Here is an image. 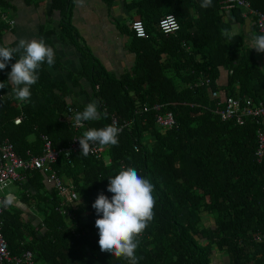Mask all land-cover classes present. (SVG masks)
<instances>
[{
	"label": "trees",
	"instance_id": "1",
	"mask_svg": "<svg viewBox=\"0 0 264 264\" xmlns=\"http://www.w3.org/2000/svg\"><path fill=\"white\" fill-rule=\"evenodd\" d=\"M50 2V9L60 12V39L75 44L80 53L81 70L71 81H90L89 102H98L101 118L73 129L71 120L85 105L66 100V83L52 78L47 63L31 88L30 102L15 100L10 84L0 89V140L8 139L15 154L27 158L28 151L41 154L46 135L59 152L52 169L71 180L77 197L66 213H59L57 192L45 183L47 173L28 171L24 182L35 192L25 191L22 202L41 207L43 226L31 225L17 207H3L1 230L9 251L30 250L36 264H128L100 251L92 204L101 192L111 198L108 178L131 166L151 181L155 197L154 218L139 237L138 264H213L222 259L223 264H264V241L253 238L264 231V153L259 161L255 156L256 132H264V122L246 118L239 125L221 120L215 111L226 95L264 99V62L249 47L251 34H264L257 15L264 14V0L230 9L223 8L222 0H212L208 8H201L202 0L126 1L142 20L146 36H134L130 20L135 58L119 77H112L83 45L70 22L71 0ZM165 14L179 22L174 34L158 28ZM10 25L0 18V46L18 44L3 42ZM15 58L0 70V82L8 80ZM205 78L209 84H198ZM209 90L218 91L220 98H210ZM155 105L161 108L155 110ZM166 111L173 113L176 127L156 123V115ZM113 121H132L129 130L120 131L118 145H99L100 155L89 151L85 156L82 149L66 155L74 136L79 139L89 128Z\"/></svg>",
	"mask_w": 264,
	"mask_h": 264
},
{
	"label": "crops",
	"instance_id": "2",
	"mask_svg": "<svg viewBox=\"0 0 264 264\" xmlns=\"http://www.w3.org/2000/svg\"><path fill=\"white\" fill-rule=\"evenodd\" d=\"M0 1H3L0 2V11L11 21L10 27H7L1 36L3 42L11 45L13 42L18 43L22 38L43 39L48 46L55 49L56 66L48 67V71L54 80L66 83L68 89L66 100L85 106L90 103L92 93L90 81L86 77H81L76 85L71 81L73 74L81 70L80 53L75 44L60 39L59 10L50 9V0ZM126 1L128 0H71L72 26L93 58L102 64L112 77H119L129 71L135 58L130 48L132 37L128 24L138 16L127 9ZM48 31L50 34L44 36ZM259 59L264 62V53L260 54ZM25 191L32 194L35 192L27 182H15L5 188L1 195L4 198L6 194H10L13 200L12 207L19 208L22 216L29 218L31 225L36 227L41 222L42 209L22 202ZM48 193L41 192L40 195L46 196ZM41 203L40 200L37 202L40 206ZM223 262L222 259V263L213 264Z\"/></svg>",
	"mask_w": 264,
	"mask_h": 264
},
{
	"label": "clouds",
	"instance_id": "3",
	"mask_svg": "<svg viewBox=\"0 0 264 264\" xmlns=\"http://www.w3.org/2000/svg\"><path fill=\"white\" fill-rule=\"evenodd\" d=\"M200 6L211 7L212 0H202ZM160 25L165 34L179 29L173 15L162 20ZM223 33L227 35V30H223ZM249 47L257 53H264V34H251ZM17 53L18 59L15 58ZM54 57L55 49L48 46L43 39L22 38L16 47L0 46V70L5 69L15 58V63L11 65V71L8 73V80L0 82V89L10 84L15 100L30 102L31 88L39 79L38 73L42 64L47 63L51 67L55 63ZM100 118L97 101L88 103L74 116L79 126H82V122ZM120 131L121 129L114 124L102 128H89L77 139L82 149L80 154L88 155L92 144L105 147L118 145ZM107 191L113 194L111 198L101 192L92 204L97 214L95 227L99 230L100 251L118 259L123 258L128 264H138L136 250L139 237L154 218V185L149 179L139 175L134 167L129 166L119 170L114 177L108 178ZM78 198L80 199V195ZM12 204L10 194H6L0 201V207L7 208ZM41 226L42 222L39 224V227ZM36 227L38 228V225Z\"/></svg>",
	"mask_w": 264,
	"mask_h": 264
},
{
	"label": "built area",
	"instance_id": "4",
	"mask_svg": "<svg viewBox=\"0 0 264 264\" xmlns=\"http://www.w3.org/2000/svg\"><path fill=\"white\" fill-rule=\"evenodd\" d=\"M235 5L242 6L244 8L249 7L248 0H222V6L225 9H230ZM169 15L166 14L161 17L158 21V28L163 32L160 22L166 19ZM258 27L260 32H264V14L258 13ZM174 16V15H173ZM175 17V16H174ZM0 18L3 22H8V18L5 14L0 11ZM176 22L179 25L178 20L175 17ZM180 27V25H179ZM131 32L136 37H145L146 31L142 20L135 18L130 24ZM177 30L168 33L174 34ZM165 34V33H164ZM167 35V34H166ZM209 84V79L205 78L204 82H198V84ZM95 90H98V85H95ZM220 93L216 90H209L210 98L218 99L220 98ZM217 105L221 107L216 108V113L220 115L221 120L227 121L233 119L235 123L242 125L245 123L246 118L257 119L259 118L264 122V99L255 100L252 98H243L235 99L233 96L226 95L220 98V101H217ZM155 110H159L161 105H155L153 107ZM147 108H144L143 111H146ZM68 112H71V109L68 108ZM71 119V118H70ZM20 119L16 118L15 123H19ZM71 125L73 129H77L80 126L76 124L75 120H71ZM132 121L118 123L113 121V124L123 129H128ZM156 123L162 127L173 128L176 127V119L173 116L171 111H166L164 113L156 115ZM257 149L255 156L259 161L264 153V132L262 129L257 130ZM43 140V149L39 155H31L30 152H27V158H22L15 154L13 144L8 140H0V201L3 200L1 195L2 191L7 188L10 184L15 182H23L26 179L28 171L31 170H43L47 173L45 176V183L49 185V188L54 189L57 192L59 197V204L57 205V210L59 213H66L65 207L69 203H73V200L76 199L74 192V185L71 182L65 183L61 178L55 175L54 170L52 169V163L58 157L59 152L52 146L46 135H42ZM81 147L77 140V137L74 136L73 139L68 143V148L66 150V155L70 151L80 150ZM90 151L95 155H100L102 148L98 144H92ZM3 212V207H0V215ZM43 226V224H42ZM254 240L257 242L264 241V231L255 233L253 235ZM36 264L33 253L30 250L23 251L19 254H12L7 246V242L2 234L1 222H0V264Z\"/></svg>",
	"mask_w": 264,
	"mask_h": 264
},
{
	"label": "rangeland",
	"instance_id": "5",
	"mask_svg": "<svg viewBox=\"0 0 264 264\" xmlns=\"http://www.w3.org/2000/svg\"><path fill=\"white\" fill-rule=\"evenodd\" d=\"M61 177H62V179H63L64 182H70V181H71L70 179L66 178L65 176H61ZM10 185H11V184H10ZM10 185H9V186H10ZM7 188H8V187H7ZM7 188H6V189H7Z\"/></svg>",
	"mask_w": 264,
	"mask_h": 264
}]
</instances>
